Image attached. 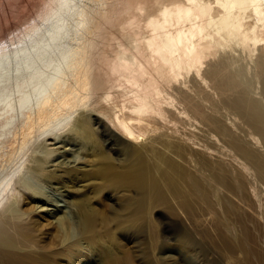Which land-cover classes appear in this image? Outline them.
<instances>
[{
  "label": "bare ground",
  "instance_id": "1",
  "mask_svg": "<svg viewBox=\"0 0 264 264\" xmlns=\"http://www.w3.org/2000/svg\"><path fill=\"white\" fill-rule=\"evenodd\" d=\"M24 23L5 26L0 36V263L22 264L16 256L19 224L26 222L17 209L22 196L44 174L77 170L80 140L90 132L106 137L104 145L118 155L136 147L144 169L148 151L164 149L155 141L184 142L205 170L213 160L208 185L252 162L254 134L264 144V112L225 74L228 57L212 62L224 50H256L264 84V0H41ZM200 68L191 92L178 76ZM204 79L253 135L239 126L236 136L209 116L197 99L212 96L203 91ZM179 119L187 122L178 127ZM176 161L172 153L166 168ZM28 173L36 181L26 180ZM62 204L52 210L68 213Z\"/></svg>",
  "mask_w": 264,
  "mask_h": 264
},
{
  "label": "rangeland",
  "instance_id": "2",
  "mask_svg": "<svg viewBox=\"0 0 264 264\" xmlns=\"http://www.w3.org/2000/svg\"><path fill=\"white\" fill-rule=\"evenodd\" d=\"M25 1L0 0V36L5 26L22 27L37 14L41 0ZM255 51L248 55L224 50L212 62L228 57L231 64L225 74L234 75L237 88L264 112V84L256 72ZM201 68L188 78L181 73L178 79L191 89L192 79L203 73ZM206 82L203 91L214 96L197 99L209 116L227 122L236 136L246 127L252 133ZM185 121L179 119L178 127ZM253 137L252 162L245 163L240 174L208 185L204 180L215 173L213 160L206 171L184 142L155 141L164 149L149 150L144 169L136 147L123 148L128 154L118 155L104 145L106 137L90 132L80 140L77 170L44 174L22 196L17 209L26 222L19 224L23 236L16 256L22 264H264V144L257 134ZM150 138L154 141L157 136ZM72 152L71 148L62 157ZM172 153L177 156L176 167L169 170ZM30 176L26 180H33ZM58 193L68 213L52 210L56 204L63 207ZM36 202L43 204L37 205L38 210Z\"/></svg>",
  "mask_w": 264,
  "mask_h": 264
}]
</instances>
